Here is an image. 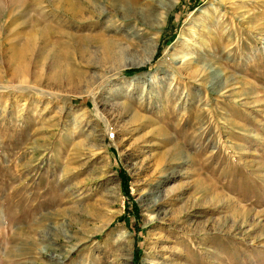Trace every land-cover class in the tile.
I'll return each instance as SVG.
<instances>
[{"label": "rangeland", "instance_id": "374dc122", "mask_svg": "<svg viewBox=\"0 0 264 264\" xmlns=\"http://www.w3.org/2000/svg\"><path fill=\"white\" fill-rule=\"evenodd\" d=\"M0 264H264V0H0Z\"/></svg>", "mask_w": 264, "mask_h": 264}, {"label": "bare ground", "instance_id": "6f19581e", "mask_svg": "<svg viewBox=\"0 0 264 264\" xmlns=\"http://www.w3.org/2000/svg\"><path fill=\"white\" fill-rule=\"evenodd\" d=\"M212 83V82H211ZM215 88V87H214ZM122 234V233H121ZM119 242H123V243H126L127 242V238L124 234L122 235H119V239H118Z\"/></svg>", "mask_w": 264, "mask_h": 264}]
</instances>
